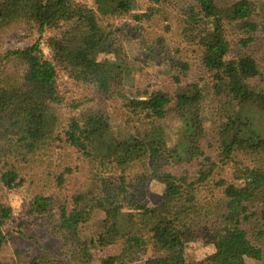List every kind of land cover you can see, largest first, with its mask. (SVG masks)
I'll use <instances>...</instances> for the list:
<instances>
[{"label": "trees", "instance_id": "obj_1", "mask_svg": "<svg viewBox=\"0 0 264 264\" xmlns=\"http://www.w3.org/2000/svg\"><path fill=\"white\" fill-rule=\"evenodd\" d=\"M91 1L0 4V31L23 25L40 38L53 31L46 39L52 59L39 41L0 53V188H24L26 216L61 242L58 255L42 251L18 264H91L97 248L115 251L101 264H264V26L248 5L226 11L216 0H190L210 79L183 84L190 65L171 61L174 93L133 98L123 93L134 69L115 22L151 21L153 13H138V0ZM227 22L237 29L234 41ZM59 71L107 99L121 95L124 127L113 130L97 111L63 114ZM205 92L213 97L207 108ZM169 118L177 121L172 132ZM74 151L87 178L72 193ZM154 180L165 191L150 206ZM97 211L104 214L100 231L85 240L81 228ZM12 215L0 197V253ZM198 239L215 250L188 262L186 245Z\"/></svg>", "mask_w": 264, "mask_h": 264}, {"label": "rangeland", "instance_id": "obj_2", "mask_svg": "<svg viewBox=\"0 0 264 264\" xmlns=\"http://www.w3.org/2000/svg\"><path fill=\"white\" fill-rule=\"evenodd\" d=\"M92 6L91 0H76ZM223 10L229 11L236 3L248 5L251 19L264 26V0H216ZM3 0H0V4ZM190 0H163L154 5L150 0H138V13H150L151 21H134L132 18L117 20L115 24L127 52L133 75L130 77L123 93L125 96L136 98L144 91L164 90L174 93L177 84L171 74V61H185L190 65L183 84H202L210 79L209 73L203 68L200 61V50L195 44L196 38L202 30V25L189 22L188 7ZM229 39L234 41L238 37L235 24L227 22ZM53 31L46 33L43 38L35 31H30L23 25H16L0 31V53L8 50L25 48L38 41L44 55L52 59V53L46 44V39ZM262 37V35H261ZM264 68V51L259 60ZM178 73V72H175ZM182 76V75H180ZM59 91L64 99L62 113L79 114L82 112L97 111L108 116L113 130H121L123 125L121 95L107 99L93 88L80 85L70 79L62 71L58 72ZM204 106L207 108L213 102L209 92H205ZM76 107V108H75ZM169 132L176 129L177 121L169 118L166 121ZM40 159H45L48 152L39 153ZM74 164L77 166L72 183V193L78 189L87 178V164L75 151L72 153ZM198 164V163H196ZM193 170L194 166H183ZM182 169V170H183ZM175 173L180 170L175 169ZM229 176V174H226ZM148 205L153 206L161 201L165 185L158 181H151L149 186ZM0 197L13 210L11 220L3 227L7 241L0 253V264H18L25 260L27 255H35L46 251L49 255H58L61 252V242L50 234V230L43 221L32 220L26 216L24 188L1 189ZM104 214L97 211L94 218L83 225L81 236L85 240L96 238L100 231L101 220ZM214 246L206 239H198L186 245L185 257L188 262H197L214 252ZM114 250H95L96 260L91 264H101L100 259L114 254ZM248 264H257L249 260Z\"/></svg>", "mask_w": 264, "mask_h": 264}]
</instances>
